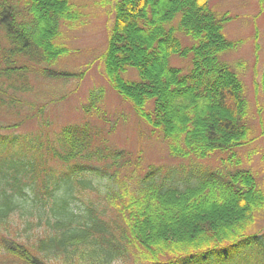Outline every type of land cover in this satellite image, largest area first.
I'll list each match as a JSON object with an SVG mask.
<instances>
[{"label": "trees", "instance_id": "obj_1", "mask_svg": "<svg viewBox=\"0 0 264 264\" xmlns=\"http://www.w3.org/2000/svg\"><path fill=\"white\" fill-rule=\"evenodd\" d=\"M210 2L0 0V106L33 111L32 79L74 75L55 67L71 52L65 30L100 7L105 79L170 157L190 162L144 171L140 154L87 126L54 132L45 107L28 134L0 123V264H264V168L261 180L237 158L257 115L226 59L241 43L225 31L233 18ZM254 83L264 98V70ZM104 94L91 91L85 110ZM218 156L217 170L199 166Z\"/></svg>", "mask_w": 264, "mask_h": 264}, {"label": "rangeland", "instance_id": "obj_2", "mask_svg": "<svg viewBox=\"0 0 264 264\" xmlns=\"http://www.w3.org/2000/svg\"><path fill=\"white\" fill-rule=\"evenodd\" d=\"M74 1L77 5H88L89 9L90 5L96 2V0ZM211 6L217 11L230 14L233 21L228 23L225 31L233 41H241L236 50L227 53L226 59L239 73L250 110L257 117L251 122V125L255 126L253 134L256 141L251 147L240 150L237 158L240 159L242 167L252 169L262 180L264 98L261 90H256L254 82L255 73L261 74L264 70V0H211ZM92 11L89 22L86 21L82 25L75 24L70 27L71 31L65 30L71 52L64 55L55 65L57 69L74 75L55 80L42 77L32 79L34 91L27 95V100L36 108L33 111L21 110L17 115V113L11 114L8 108L0 106V123L6 126L18 124L16 132L28 134L38 126L39 119L32 117L34 112H39L41 107H45L44 118L47 120L46 123L51 124L50 129L54 132H60L68 126H80V128L87 126L91 131L105 136L110 149L129 151L132 153L131 159H135V155L140 154L144 171L158 166L187 167L190 162L170 157L165 144L157 141L149 133V128L136 122L130 105L110 88L98 57L105 46L106 25L111 18L108 20L105 11L100 7H93ZM180 39L183 43L186 42L184 37L180 36ZM80 74L84 76H79ZM130 76L134 78L135 73L130 72ZM101 88L105 90L104 96L87 112L84 107L89 104V93L94 91L99 94ZM96 106L101 111H98ZM260 109L261 113L257 114ZM26 111L30 112V115ZM259 118H262L263 126L259 125ZM219 158L220 156L201 161L199 166L202 169L217 170L220 167ZM91 163L98 165L95 159ZM89 197H97V194L93 192ZM261 219H264V213Z\"/></svg>", "mask_w": 264, "mask_h": 264}]
</instances>
